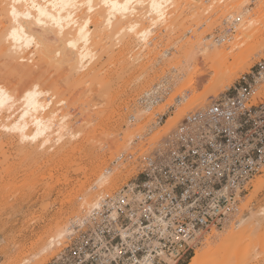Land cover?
Returning a JSON list of instances; mask_svg holds the SVG:
<instances>
[{
	"label": "bare ground",
	"instance_id": "obj_1",
	"mask_svg": "<svg viewBox=\"0 0 264 264\" xmlns=\"http://www.w3.org/2000/svg\"><path fill=\"white\" fill-rule=\"evenodd\" d=\"M203 3L202 0H0V55L8 60V71H15L18 77L16 83H11L7 80L4 82L5 78L1 76L0 134L15 137L22 144H32L34 150H53L51 155L65 151L67 147L64 146L80 134L70 122V112L63 110L64 106H69L70 100L58 96L56 92L44 90L40 81L34 79L39 74L35 69L39 68V71L45 64L56 69H67L73 87L89 82L93 84L103 70V56L113 52L115 44L122 46L118 55L119 59L125 61L128 53L141 48V51L137 52L135 62L140 61L147 53L151 56L152 51L162 45L164 40L167 41L168 49L159 51V56L154 54L155 57H151L146 65L141 64L140 68L137 66L140 69L136 78L140 83L138 88L145 89L154 81L153 76H149L150 69L161 65L159 68L164 72L166 69L162 66L171 59L170 57H176L177 64L172 63V71L168 70L166 75L173 81V87L179 86L183 80L181 87L187 86L189 91H192L203 86L206 81L204 87L208 85L206 89L209 90V94L208 90L206 94H194L196 99L190 96L187 101L189 104L185 103L177 108L176 115L170 117L169 123L166 124L170 129L173 128L176 125L175 120L179 121L184 115V109L186 111V108L189 110L193 106L207 104L210 95L218 94L224 87H229L239 72L247 71L254 64L251 59L264 52V38L258 45L250 44L260 32L254 29L257 20L252 15L255 11H262L264 0H259L254 12L243 0H205ZM206 4L208 9L204 7ZM13 7L15 16L12 15ZM210 11L213 13L209 16ZM230 19L237 21L236 33L229 40L222 42L213 39L214 35L208 28L204 29L205 31L201 29L203 32L193 33V37L182 32L188 23L194 29L202 24L212 28L216 23L218 27L222 24L224 26ZM158 28H162V31L160 29V32L156 33L161 35L159 39H162V42L157 38V44L160 42L157 45L156 41L154 42V34ZM188 30L193 31L192 28ZM134 62L128 61V64L134 65ZM169 62L170 60L167 63ZM176 65L180 68L177 69ZM207 75L209 79H206ZM259 88L257 96L262 93ZM68 89L72 91L71 88ZM259 97L261 98V95ZM104 111L100 109L94 116L102 124L106 139L109 143L112 141L115 147L120 143L124 145L123 141L130 139L132 135L131 128V131L127 130L126 134L123 132L122 135V130L116 131L114 126H111L112 122L120 123L124 119L122 111L116 106L108 113ZM94 116L90 115L88 121L95 120ZM57 144H61L64 149L56 150ZM103 157L104 155H96L91 161V175H96L94 184L108 185L116 180L118 175L130 174L128 168H115L110 173L102 171ZM260 186L262 185L258 180L254 186L256 189L253 190L257 192ZM81 190L72 210L81 209L92 199L91 189ZM255 192L251 194L252 197ZM75 213L73 211V214ZM64 214L68 215V212ZM70 214L73 215L71 212ZM65 215L43 236L41 245L36 246L39 250L37 255L49 254L55 250L56 240L66 232L68 218ZM242 221L243 217L237 224L209 233L195 249L187 264H204L209 252L217 246H229L236 240H241L249 231L248 228H251L246 227ZM252 230L251 228V232Z\"/></svg>",
	"mask_w": 264,
	"mask_h": 264
},
{
	"label": "built area",
	"instance_id": "obj_2",
	"mask_svg": "<svg viewBox=\"0 0 264 264\" xmlns=\"http://www.w3.org/2000/svg\"><path fill=\"white\" fill-rule=\"evenodd\" d=\"M236 23L227 20L215 40H229ZM263 81L264 58L156 138L190 91L171 97L165 79L144 91L128 114L141 129L104 168L127 166L130 174L114 188L91 185L92 199L68 220L52 264H187L209 233L237 224L264 168Z\"/></svg>",
	"mask_w": 264,
	"mask_h": 264
},
{
	"label": "rangeland",
	"instance_id": "obj_3",
	"mask_svg": "<svg viewBox=\"0 0 264 264\" xmlns=\"http://www.w3.org/2000/svg\"><path fill=\"white\" fill-rule=\"evenodd\" d=\"M243 1L248 3L247 7L251 8L253 12L257 10V3L259 0ZM203 2H205V0H202V3ZM207 6V4L204 6L206 7L205 9H208ZM212 13L213 12L210 11L208 15L210 16ZM252 16L257 20L254 29L259 30L260 32L257 37L250 41V44L258 45L264 38V8L261 12L255 11ZM222 27L224 28L225 25L223 26L222 24V26L218 27V24L216 23L212 28H209L207 24H202V26H199L198 28L196 26L194 29L192 25L188 23L182 32L193 37V33L195 34L198 31L203 32L202 30H207L208 28L212 31L214 35L213 39H215L219 31H222ZM191 28L193 29L192 32L188 30ZM158 29L154 34L156 37L154 42L156 41V44L160 40L159 38H161V35L159 36V33L156 35V33L160 32V29L162 31V28ZM179 32L181 31L179 30ZM176 33H178V30H176ZM161 40L160 42H162ZM163 42L164 43L156 48L155 51H152L151 56L147 53V56L145 55L140 61L137 60L135 62L134 60L137 52L141 51V48L128 53L126 55L127 61H125L119 59L118 55L122 50V46H120V44H117L116 46L115 44L113 52L103 56V70L101 69L100 77L93 84H90L89 82L86 85L73 87L67 69H56L54 66L47 64L42 65L39 71H37L39 68H37V70L35 69L39 74L36 75L34 79L40 81L44 90H49L51 93L56 92L58 93V96L68 99V101L70 100L69 106H64L63 110L70 112V122L73 128L78 130L80 134L71 143L64 146L67 147L65 151H60L64 148L61 144H57L55 148L60 152H57L56 155H51L54 153L53 150H47L45 152L41 149L34 150L35 148H33L34 145L32 144H22L21 142H18V139L15 137L11 138L4 134H0V264H24L27 260L28 262H26V264H33L35 262L41 264L53 263L58 249L55 248V250L49 254L37 255L36 252H39V250L36 246L41 245L43 236L46 235L49 229L60 217L65 215L64 213L68 212V215H65L68 219L74 215L73 211L75 213L77 209L72 210V207L74 206L76 198L82 191L81 188L91 189V185L96 178V175H91V161L93 157L96 155H104V167H101L103 171V168L109 166L111 160L119 153L120 149L126 147L127 140L123 141L124 145L123 143L121 145L119 142L120 145L116 147L112 145V141L109 143L104 134V128L101 127L102 124L99 123L100 121L95 119L94 113L100 109H104V112L108 113L114 106L117 108L119 107V111H122L121 113L124 115V119L121 120L122 122L120 121V123L112 122L113 125L111 126H114V130H122L123 135V132L125 133L127 130H132L131 133L133 134L137 128L141 129V126L136 128L130 127L128 123L130 107L135 105L138 97L144 91L150 89L163 79L168 80V84L173 86V81L166 75L172 71L171 66L174 65L172 63L176 62L177 64L176 57H170L169 64L167 63L168 60L166 64H164L165 67L162 66L167 72L165 70L163 72V69H160L161 65H157L155 69L153 68L149 70V74L151 73L149 76H151V78L153 76L154 81L150 82L145 89H139L138 87L140 83L136 80L140 72L139 66H141V64L149 63L148 60L151 57H155L154 54L159 56V51L162 52L163 50L168 49L167 41L164 40ZM262 58H264V52L259 53L257 57L251 59L254 61V64L248 68L247 71L239 72L229 87H224V89L220 90L218 94L210 95L208 100L227 91L230 87H233L239 77L243 73L250 72L253 66ZM128 61H133L135 64H128ZM7 64L8 60L0 55V79L2 76L5 78H3L4 82L7 80L11 83H16V78L18 79L17 74L15 71L10 73ZM176 66L177 69L180 68L178 65ZM208 77L209 75L206 76V79ZM0 81H2V79ZM182 81L183 80H181L179 86L176 87L178 88V91H176V88L174 87L172 91L174 90L177 93H181L185 90H190L187 86L181 87L183 86ZM263 82L261 83L262 85L264 84ZM205 83L206 81L203 82L204 85ZM261 84L259 85V89H261L259 92L262 93L259 94V96L261 95V98H264V85L261 86ZM204 85L197 87L195 90L191 89L190 96L194 97L193 99H196V94H198V96L204 93L206 94V90H208L206 87L208 85L205 87ZM68 88H71L72 91H69ZM174 91L172 92L171 97L177 94ZM61 93H63V95H59ZM187 109L188 108H186V110ZM183 111L185 112V109ZM90 115L94 116L95 120L88 121ZM175 121L177 124L178 119ZM169 129V126L165 125L153 133V138L164 134V132ZM125 175L128 176L129 174L118 175L116 180L113 182L111 181V184L108 183V188L119 186L124 181L123 177L125 178ZM263 178L264 168L262 173L257 175L253 180L249 194L242 203V222L246 227L251 226L253 229L252 232L251 228H248V232L250 233L248 234V232H246V237L244 236L241 239L242 241L236 240L232 244H229V246H217L209 252L208 259L206 260L207 262L204 264H264ZM258 180H260L262 186H260L261 188L259 187L258 191L255 192L253 189H256L254 186ZM253 191L255 194L252 197L251 194L254 193ZM80 210V208L77 210L78 213ZM69 211L73 215H71ZM243 223L241 224L243 225Z\"/></svg>",
	"mask_w": 264,
	"mask_h": 264
},
{
	"label": "snow or ice",
	"instance_id": "obj_4",
	"mask_svg": "<svg viewBox=\"0 0 264 264\" xmlns=\"http://www.w3.org/2000/svg\"><path fill=\"white\" fill-rule=\"evenodd\" d=\"M89 7H90V3H89ZM12 15H13V16L16 15V12H15V8H14V7H13Z\"/></svg>",
	"mask_w": 264,
	"mask_h": 264
}]
</instances>
